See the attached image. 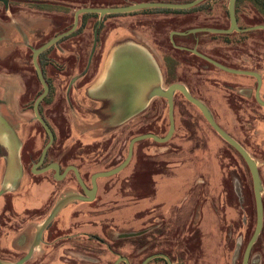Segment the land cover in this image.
<instances>
[{
    "label": "rangeland",
    "instance_id": "374dc122",
    "mask_svg": "<svg viewBox=\"0 0 264 264\" xmlns=\"http://www.w3.org/2000/svg\"><path fill=\"white\" fill-rule=\"evenodd\" d=\"M16 1H18V7L23 10L29 11L33 7L31 2H35L34 5H37L38 9L43 6L54 10V19L58 13L61 14V12H56L59 9L68 10L69 21L67 20L65 23L66 26L63 28L65 31L72 27L74 14L78 8L124 6L149 0ZM153 1L183 3L191 0ZM207 2H209L208 5L214 4L215 12H222L227 7V0H209ZM201 8L198 12H206V4ZM136 12L139 13L122 14L120 17L121 24L129 25L132 23L133 25L137 15L145 11L140 9ZM36 13L37 18H41L42 12ZM31 19H36V17ZM88 19L89 22L94 23L96 15L89 14L86 17V22ZM54 25L53 31L56 34L59 29L55 23ZM93 30L92 27H81L67 36L65 41L60 44L67 46L69 52L59 53L58 57L55 58L56 63L53 64L52 69H49V74L53 75V87L57 92L51 103H44L43 111L56 129L57 134L54 145L50 148L51 159H60L64 166L68 164L80 166L86 172L87 179L94 172L108 170L122 162L127 156L130 140L134 136L149 131L164 136L169 129L167 107L164 125L158 124L156 121L153 122L151 119L152 122L147 123L145 119L139 123H135L133 120L119 127L106 126L104 128L101 121L105 110L102 111L101 120H97L96 114H99L100 111L95 105L88 104L87 93L79 92L84 85L95 77L100 67V54L96 50L87 74L80 76L88 64L93 48ZM133 31L155 50L163 62V53L154 43L155 38L151 32L144 29L140 30L141 33L137 28H134ZM23 35L25 42L19 43L16 47L11 45L10 48L13 51H11V55L7 56L20 58L9 61L5 57L4 61L11 64L6 70H3L5 75L10 77L6 80V85L14 86L16 84L18 86L20 84L19 87L23 90L29 86L40 89L42 85L35 75L31 60L32 49L27 48L24 44L29 42L32 34L26 32ZM121 35L123 34L114 35L111 43L120 39ZM50 37L51 35L48 36L49 39ZM32 42L36 44L35 36ZM2 56H4L3 52L0 57ZM0 60L3 59L0 58ZM19 70H22V80L20 81L13 76ZM169 73L168 84L175 80L173 68L169 69ZM77 75L79 77L71 85L72 78ZM70 85L71 88L69 89ZM68 89L70 90V105L73 104L76 107L74 113L70 106H66L65 94L68 93ZM77 91L78 94L75 93ZM34 99L35 97L32 96L24 97L23 108L19 106V101H17L14 107L15 114L12 115L17 126L15 129L24 143L23 154L26 177L29 183L34 179L49 178L51 175V172L38 174L31 171L32 164L38 159L37 154L48 141L46 130L35 118L32 109ZM188 106L192 107L190 104ZM60 111L65 113L67 118L65 123L62 122L64 121L62 115L57 114ZM55 114L57 116H54ZM91 115L93 117H90ZM148 115L151 116L152 113ZM86 116L90 118L88 121L84 120ZM81 121L85 123L82 124ZM175 121L176 129L169 140L157 142L149 138L138 141L134 146V154L130 163L122 171L98 179L96 199L93 202L78 200L70 203L65 215L67 216V212L71 211L72 208H82L83 210L99 208V216L93 218L91 222L99 225L96 232L100 234L104 232L107 237L117 241L119 253L129 252L131 248L128 245L132 242L134 253L142 246L147 245L142 250L144 253L165 252L171 254L175 264H207L208 250L211 248L210 240L216 239L217 234L221 233L227 217L240 216L234 208L220 206V201L224 200L229 205L237 206L239 199H242L239 181L243 177L248 190L247 199L254 202L253 180L245 160L212 128L200 111L175 112ZM76 124H81L80 127L83 126V129L80 128L79 134L74 132L72 128ZM250 147V149L256 148V146ZM2 152L4 150L0 147V154ZM32 154L37 156L35 160H30ZM224 154L229 158L223 159L221 155ZM251 154L259 164L264 187V158L260 159L253 152ZM51 159H48L47 162H50ZM2 169L3 165L1 164L0 173ZM70 180L69 182L58 183V186L67 184L71 187L76 185L72 179ZM212 183L215 185L213 191L211 190ZM233 184L236 187L235 192L232 190ZM222 185H225V189L228 190L227 194L223 195ZM74 191L78 192L79 190L70 188L62 196ZM18 194L22 195L16 192H7L0 197V258L6 262H15L20 259L26 253L27 243L30 242L25 241L22 247L17 245L18 233L25 231V228L26 230L27 228L30 229V220L34 212L29 209L22 212L23 205L19 202L18 207H14L13 197L18 196ZM221 195L225 198H221ZM61 197L54 196L49 203H56ZM253 216H256L255 209ZM91 218L81 216V221L78 223L83 224L85 228H92V226L87 225ZM110 226L113 228L110 229ZM38 249L25 264H61L59 259H63L62 250L50 255L47 250H44V247L42 251ZM104 251L103 248L101 264H113L116 256L113 255L109 260V257H104ZM144 258L145 255H135L133 263L140 264ZM41 259L44 261L40 263ZM150 264L164 263L156 258Z\"/></svg>",
    "mask_w": 264,
    "mask_h": 264
},
{
    "label": "flooded vegetation",
    "instance_id": "af4514ba",
    "mask_svg": "<svg viewBox=\"0 0 264 264\" xmlns=\"http://www.w3.org/2000/svg\"><path fill=\"white\" fill-rule=\"evenodd\" d=\"M229 2L230 0H227V7L222 12H215L213 4L209 5L207 12H150L138 14L133 25L132 23L124 25V23L121 24L120 21L121 15L129 12L106 14L102 19L100 14L96 13L97 15L94 23L89 22V19L88 22H86L87 16L84 17L83 13L80 15L76 30L81 27H92L94 29V40L95 33H97L96 50H98L100 54L99 64L105 53V40L109 32L123 26H127L131 31L134 28L142 30L146 29L147 32L150 31L155 38L154 43L157 45L160 52L163 53L164 61L162 62L159 58L164 73L163 85L167 87L175 82L184 84L194 97L201 100L209 108L215 121L224 130L241 143L250 154L253 152L261 159L264 158V4H262L260 0H236L234 12L236 24L233 25L232 15L231 12H229ZM0 4L2 5L0 8V56L2 55V52L4 54V56L0 57L3 59L0 60V107L6 108L7 111H15L14 107L16 106L15 103L17 101H19V106L23 108L24 97L32 96L35 97L32 106V109L34 110L36 99L45 90L34 64V49L39 48L55 36L72 28L71 27L65 31L63 30L66 26L65 23L68 20V10L59 9L56 12H61V14L58 13V16L54 19V10L43 6L38 9V6L34 5L36 4L35 2H31V6L33 7L29 11L18 7V1L16 0H0ZM36 12H42V15L40 16L41 18H37L38 16ZM34 17H36V19H31ZM54 23L56 24L57 29H59L56 34H54L53 31L55 27ZM32 29L34 30L32 31ZM24 30L27 33L32 34L29 38V42L24 44L27 48L32 49L31 60L34 66L35 75L42 85V88L40 89L29 86V88L27 87L23 90V88L19 87L20 84H18V86L16 84H14V86L6 85V80L10 77H7L3 70H6L11 64L4 60L6 59L5 57L11 55V51H13V49L10 48L11 45L16 47L19 43L25 42V40H23V34L26 33ZM143 33H145V31ZM49 35H51L50 39L48 38ZM69 35L59 39L57 44H52L46 48L37 58L44 79L49 86L47 94L40 102L39 112L52 128L55 135L54 142L57 137L56 129L43 112L44 103H51L53 96H55L57 92L53 87V75L49 74V69H52L53 64L56 63L55 58L58 57L59 53L64 54V52H69L67 46L60 45ZM34 36L36 44L32 42ZM19 58L7 57L9 61ZM170 68L174 69L175 80L168 84L167 80L168 74H170ZM84 70L82 72H84ZM21 71L22 70H19L13 75L19 81L22 80ZM87 72L85 74H87ZM71 85L69 86V89L71 88ZM83 87L79 92H82ZM69 89L68 93L66 92L65 94V102L66 106H70V109L73 112L76 107L73 104L72 106L70 105ZM79 92L77 91L75 93L78 94ZM158 97L159 98L156 99L157 101H153L151 104L147 116L153 122H160L162 123L161 125H164L165 110L166 107L168 108V101L166 97ZM189 104L192 105V107L188 106ZM174 106V111L178 113L192 110H198L202 113L201 109L188 100L180 90H177L174 94ZM150 113H152L151 116L148 115ZM57 114L62 115L64 119V121H62L63 123L67 121L65 113L60 111ZM57 114L54 116H57ZM18 118L21 119L20 117ZM48 142L49 136L47 143ZM54 142L51 147L54 145ZM250 146H256V148L250 149ZM23 148L24 143L22 142L24 174L20 185L16 190L12 191V193L16 192L23 195L18 194V196L16 195L13 197L14 207L17 208L19 202L23 205L22 212L27 211L26 209L34 211L30 220V229L28 230L27 228L26 230L25 228V231L19 232L16 238L19 247H22V244L25 241H30L29 244L27 243V249L25 248V254H27L37 238V230L41 220L43 221L50 214L58 202L49 203L50 199L54 196L61 197L63 193L68 192L70 188L77 189L79 190L78 192L81 193H84V189L73 169L65 172L66 168L73 164L64 166L60 162V159H51L52 152H50V148L47 151L43 163L37 166V169H41L53 162H57L60 165L59 174L52 168L38 173L45 174L51 172L49 178L44 177L40 180L34 179L29 183L26 177ZM43 148L37 154V161L32 164V172L34 165L41 159ZM234 149L243 158L239 151L236 148ZM36 157L32 154L30 160H35ZM221 157L223 159L229 158L225 154L221 155ZM48 159H51V161L47 162ZM45 162L47 163L43 166ZM76 167L78 168L85 184L91 188L92 175L95 172L89 179H87L86 172L83 171L80 166ZM57 176H61V178H58ZM70 179H72L76 185L71 187H69V185L67 186V184L65 186H58V183L65 181L69 182L71 181ZM239 184L242 199H239L237 206L234 207L229 205V203L224 200L220 201V206L234 208L238 211L240 216L227 217L224 223L225 227L222 229L221 233L217 234L218 237L216 239L210 240L211 248L208 250L207 264H264V197L262 194V229L255 241L251 243L258 223L256 200L252 202L247 199L248 190L243 177L239 181ZM212 185L211 190L213 191L215 185L213 183ZM44 186H46L48 193L44 198H41L39 192ZM222 188L224 189L222 192L223 195L227 194L228 190L225 189V185H222ZM232 188L235 192V184H233ZM27 193L32 194L30 200L27 199ZM223 195H221V198H225ZM70 203L65 205L45 227L42 239L38 246L41 248H37L39 251H42L44 247V250H47L50 255L62 250L63 252L61 256H63V259H59L61 264H101L103 248L105 250L104 257H109L110 260L113 255L116 256L114 263L119 256L127 257L130 264H134L133 260L135 255H145L142 262L148 256L153 254L164 253L170 256V258L172 257L171 254L165 252L144 253L142 250L146 248L147 245L142 246V248L134 253L132 250L134 244L132 242L128 245V247L131 248L129 252L125 254L119 253L117 251V241L107 237L104 232H102V234L96 232L99 225L91 222L93 218L99 216V208L91 210L72 208L71 211L67 212L66 216L65 214L68 210L67 206ZM254 209L256 211V216H253ZM81 216L92 217L87 224L92 226V228H85L83 224L78 223L81 221ZM109 228L112 229L113 226H110ZM156 258H159L164 264L167 261L165 257L159 255L152 258L148 264ZM171 260L173 261V264H175L172 258ZM43 261L44 260L41 259L40 263ZM120 264L127 263L123 260Z\"/></svg>",
    "mask_w": 264,
    "mask_h": 264
},
{
    "label": "crops",
    "instance_id": "0c3cea01",
    "mask_svg": "<svg viewBox=\"0 0 264 264\" xmlns=\"http://www.w3.org/2000/svg\"><path fill=\"white\" fill-rule=\"evenodd\" d=\"M140 30L142 29H139V32H141ZM119 34H123L121 38L111 43L112 37ZM104 52L95 77L82 90L87 93L88 104L95 105L100 111L99 114H96L97 120H101L102 111L105 110L101 121L104 128L106 126L119 127L133 120L135 123L145 119L147 123L152 122L147 113L153 101H157L156 99L159 97L149 99V94L153 86L164 84L163 67L155 50L139 38L133 30L123 26L108 33ZM14 112L0 107V147L4 150L0 155V165H3L0 173V188L4 185L12 186L13 190L9 192L17 189L24 174L22 139L16 131L17 126L13 121ZM85 119L88 121L90 118L86 116ZM81 123L85 122L81 121ZM158 124L161 123L158 122ZM79 125L81 124L72 127L73 131L78 134L81 131L80 128L83 127ZM13 133L16 134L18 142L13 140ZM15 149L19 151L22 172L18 184L14 182L16 181L15 170H18L14 160ZM47 193L48 190L44 186L40 190L39 196L44 198ZM31 195V193H27V199L30 200Z\"/></svg>",
    "mask_w": 264,
    "mask_h": 264
},
{
    "label": "water",
    "instance_id": "95a60500",
    "mask_svg": "<svg viewBox=\"0 0 264 264\" xmlns=\"http://www.w3.org/2000/svg\"><path fill=\"white\" fill-rule=\"evenodd\" d=\"M203 1L204 0H191V1L183 2V3L164 2V1H145V2H136V3L128 4V5H124V6L81 7V8H78L75 12L74 24L70 30L65 31L64 33H61V34L55 36L54 38H52L51 40L46 42L44 45L40 46L39 48L34 49V53H33L34 64H35V67L38 71L41 82L43 83V86L45 88L44 92L35 101L34 112H35V118L43 125V127L47 131V134L49 136V142L43 148L41 159L39 160L38 163H36L34 165L33 172L41 173V172H44V171H47V170L53 168L59 174V170H60V165L57 162H53V163H51V164H49V165H47L41 169H37V166H39L40 164L43 163L45 156L47 154V151L51 147V145L53 144L54 139H55V135H54L52 128L50 127L48 122L45 120V118H43V116L39 112L40 102L42 101V99L47 94V92L49 90V86L47 85V83L44 79L43 73H42L40 65L38 63V60H37L38 55L42 51H44L46 48L51 46L52 44H57L58 40L61 39L62 37L69 35L72 32H74L78 26L80 15L83 13H88V12L99 13L100 17L102 19V17L104 15L110 14V13H125V12H131V11L144 9V8H151V7H168V8L185 9V8L193 7V6L199 4ZM235 3H236V0H230V2H229V12H231V15H232L233 25L236 24L235 16H234ZM96 45H97V33H95V40H94L93 48H92V51H91V54L89 57L88 65H87L86 69L84 70V72H82L80 74V76H83L87 72V70L91 64V59L93 57V54L96 50ZM78 77H79L78 75L73 77L71 84L73 82H75V80ZM177 90H180L181 92H183V94L185 95V97L188 100H190L191 102L196 104L201 109L203 115L208 120V122L213 126V128L229 144H231L234 148H236L239 151V153L243 156V158L245 159V161H246V163H247V165L251 171V175H252V179H253V186H254L255 200H256V205H257V218H258L257 227L255 230L253 239L251 241V243H253V241H255V239L260 234L261 229H262V223H263V198H262V194H263L264 187H263V182H262L260 172H259V168H258V162L254 157L251 156V154L247 151V149L241 143H239L233 136H231L226 130H224L215 121V118H214L212 112L209 110V108L201 100L194 97L184 84L175 82V83L170 84L167 87H165L163 84L155 85V86H153V88L151 89L150 94H149V99L156 97V96H162V97L167 98L168 116H169L168 132L164 136H160L154 132H147V133H143V134H139V135L134 136L130 140L128 154H127L126 158L113 168H110V169L104 170V171L95 172L92 175V187L91 188H89L85 184V182L83 181V179L80 175L78 168L75 165L68 166L66 168L65 172H67L70 169L74 170V172L76 173V176L78 177L80 183L82 184V187L84 189V193L69 192V193L65 194L64 196H62L58 200V202L56 203V205L54 206V208L52 209L50 214L40 223L38 230H37V238H36L35 242L33 243V245L31 246V248L29 249V251L27 252V254H25L23 257H21L20 259H18L15 262H6L0 258V264H25L28 260H30L33 257L36 249L39 246V243H40V240L42 239V235H43V232L45 230V227L58 214V212L65 205H67L68 203H70L72 201H78V200L79 201H85V202L93 201L96 198V194H97V190H98V179L102 178V177L112 176V175H115V174L119 173L120 171H122L130 163V161L133 157V154H134V146L138 141H141L144 139H149V138H151L157 142H165V141L169 140L172 137V135L176 129L175 111H174V108H175V106H174V94ZM12 135H13V137H12L13 140L17 141L16 134L13 133ZM15 150H16V152H15L14 160H15V164H16L18 170H15L16 181H14V182H15V184L16 183L18 184L20 179H21L22 172H21V165H20V159H19V151H18V149H15ZM57 177L61 178V176H57ZM11 190H13L12 186H8V185L2 186L0 188V197L4 193H7ZM159 255L165 257L168 261V264H173V261L171 260L170 256H168L167 254H164V253L150 255L141 264H148V262L152 258L159 256ZM123 260L127 264H130L129 259L125 256H119V258L115 261L114 264H120Z\"/></svg>",
    "mask_w": 264,
    "mask_h": 264
},
{
    "label": "trees",
    "instance_id": "16d2710c",
    "mask_svg": "<svg viewBox=\"0 0 264 264\" xmlns=\"http://www.w3.org/2000/svg\"><path fill=\"white\" fill-rule=\"evenodd\" d=\"M209 0H204L203 2L193 6V7H190V8H185V9H182V8H168V7H151V8H144L142 9L143 11L145 12H140L141 14L143 13H150V12H175V13H185V12H198V10L201 8V7H204V5L206 4V12L208 10V3L207 2ZM260 2L262 4H264V0H260ZM202 9V8H201ZM130 13H139V12H130ZM97 15L96 13H84L83 16L86 17L87 15ZM80 29V28H79ZM78 29V30H79ZM168 119H169V116H168ZM150 132V131H149ZM147 133V132H146ZM48 136V134H47ZM166 264H168V262L166 261Z\"/></svg>",
    "mask_w": 264,
    "mask_h": 264
}]
</instances>
